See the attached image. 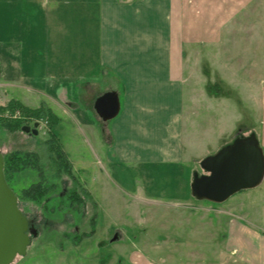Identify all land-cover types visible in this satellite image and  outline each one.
Here are the masks:
<instances>
[{
  "label": "rangeland",
  "instance_id": "rangeland-1",
  "mask_svg": "<svg viewBox=\"0 0 264 264\" xmlns=\"http://www.w3.org/2000/svg\"><path fill=\"white\" fill-rule=\"evenodd\" d=\"M260 18L264 21V16ZM257 23L256 17L242 16L237 28L223 34L216 46L187 52L189 94L185 117L190 120L185 124L186 159L180 166L122 164L109 170L104 149L113 120L103 121L95 110V102L102 93L80 96L76 90L75 96H57L63 102L75 100L77 108L66 105L63 109L51 103L60 120L56 127L51 128L44 120L24 125L34 127L39 123L37 136L0 129V148L4 153H32L42 166L40 172L27 169L7 181L20 199L21 208L39 218L33 227L37 236H31L27 254L15 264H144L146 259L151 264H241L240 252L232 251V247L227 249L226 245L231 237V246H240L235 239L237 234H241L243 241L249 239L253 243L254 237H264V181L223 204L198 200L192 190L183 200L179 189L190 180L193 169L191 185L195 174L206 175L201 162L232 144L240 134L248 137L258 131L264 138V113L258 115L256 122L254 110L261 107L256 102V92H264V27L255 28ZM42 70L40 65L34 77L46 78ZM106 88L101 82L97 91ZM12 94L10 91V96L20 98L30 108L48 101L41 95ZM82 116L89 119L90 127L80 122ZM0 117L15 120L22 115L20 111H7L0 113ZM51 132L58 135L69 158L71 176L58 175L46 143ZM41 172L49 187L57 184L55 191H51L54 194L61 196L77 190L85 197V189L92 200L86 197L79 206H72L68 198L61 200L55 195L47 209L43 203L24 200L22 191L42 181ZM93 229L95 233L90 239L74 245L75 236ZM136 254L144 261L139 263Z\"/></svg>",
  "mask_w": 264,
  "mask_h": 264
},
{
  "label": "crops",
  "instance_id": "crops-1",
  "mask_svg": "<svg viewBox=\"0 0 264 264\" xmlns=\"http://www.w3.org/2000/svg\"><path fill=\"white\" fill-rule=\"evenodd\" d=\"M242 16L264 27V0H0V104H25L13 91L48 99L40 106L75 109V100L56 97L118 92L121 111L108 126L104 149L107 168L180 166L190 120L187 52L216 46ZM40 65L47 74L42 80L34 77ZM101 82L107 88L97 91ZM257 93L256 122L264 113V92ZM80 122L90 127L85 116ZM193 172L179 189L183 200L191 195ZM229 239L226 247L240 252L241 264H264V237L253 243L237 234L238 247Z\"/></svg>",
  "mask_w": 264,
  "mask_h": 264
},
{
  "label": "water",
  "instance_id": "water-1",
  "mask_svg": "<svg viewBox=\"0 0 264 264\" xmlns=\"http://www.w3.org/2000/svg\"><path fill=\"white\" fill-rule=\"evenodd\" d=\"M95 110L105 122L118 117L120 97L108 92L97 98ZM22 132L37 136L39 123L24 126ZM206 175L195 174L192 194L198 200L223 204L239 192L260 186L264 180V150L255 133L238 137L216 154L201 162ZM37 231L19 208L18 197L5 176V159L0 150V264H12L17 256H25ZM117 240V237L113 239Z\"/></svg>",
  "mask_w": 264,
  "mask_h": 264
},
{
  "label": "trees",
  "instance_id": "trees-1",
  "mask_svg": "<svg viewBox=\"0 0 264 264\" xmlns=\"http://www.w3.org/2000/svg\"><path fill=\"white\" fill-rule=\"evenodd\" d=\"M7 111L9 112L20 111L22 118H23V120L22 118L10 120V119H4L0 117V129H7L11 132H15V131L22 132L21 128L26 124L29 125L30 121H41V120L43 121L44 120L50 125L51 128L56 127V125H58L60 122L59 118L52 111V109L45 105H42L38 108H30L24 105L21 101L12 99L9 101V103L6 106L0 105V113H4ZM24 119H25V122H24ZM252 133H254V131ZM239 137H243V135L240 134ZM46 143H47L50 157L58 168V175L65 173L66 175L71 176L72 166H71L68 156L64 152V149L62 147V144L60 143L58 135L56 133L51 132V137L46 141ZM0 150L3 153L4 159H5V176H6L7 181H9L10 176L19 174L22 171H25L27 169H35L39 172L42 170V166L40 165L39 159L32 153H27L25 151H14L10 153H4L1 148ZM39 175L42 177V181H39L31 185L27 189H24L22 191V198L24 200L31 201L35 204L43 203L44 205H46V209H47L49 207L48 202H50L53 199V197L56 195L54 194V191H55V188H57V184L53 183L49 187L48 182L46 181L45 175L42 172ZM73 183L75 184L74 181ZM52 190L54 191L51 192ZM83 194L85 195V197H81L79 195V192H77V190H73L72 192H68V193L64 192L62 193L61 196L56 195V197L60 198L61 200H65V198H68V200L72 202L71 203L72 206L74 204L79 206L80 203H83L84 201L83 198L87 197L89 201L92 200L89 197V194L87 193L85 189H83ZM19 208L21 209L20 205H19ZM83 208L85 209L86 207H83ZM95 220L92 221V224L95 223ZM30 225L33 226L31 222H30ZM94 233H95V230L93 229L90 233H83V234H79L75 236L74 244L77 246L80 245L81 242L85 238L91 237ZM19 257L20 256H17L12 264H15V262L17 261Z\"/></svg>",
  "mask_w": 264,
  "mask_h": 264
},
{
  "label": "flooded vegetation",
  "instance_id": "flooded-vegetation-1",
  "mask_svg": "<svg viewBox=\"0 0 264 264\" xmlns=\"http://www.w3.org/2000/svg\"><path fill=\"white\" fill-rule=\"evenodd\" d=\"M20 200L18 199V204L20 205ZM49 203V202H48ZM21 207V206H20ZM22 209V208H21ZM23 213L27 216L28 220L32 223L33 227L37 224L39 218L38 216H34V215H29L27 212H25L23 209H22Z\"/></svg>",
  "mask_w": 264,
  "mask_h": 264
}]
</instances>
